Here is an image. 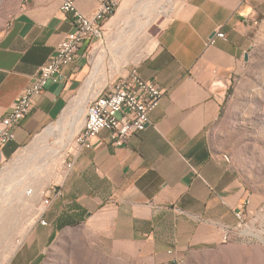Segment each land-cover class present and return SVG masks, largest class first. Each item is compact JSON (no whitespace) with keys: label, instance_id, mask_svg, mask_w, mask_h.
<instances>
[{"label":"crops","instance_id":"0c3cea01","mask_svg":"<svg viewBox=\"0 0 264 264\" xmlns=\"http://www.w3.org/2000/svg\"><path fill=\"white\" fill-rule=\"evenodd\" d=\"M75 1L88 16L98 5L97 0ZM121 2L103 34L85 44L63 68L60 81L48 83L35 98L31 113L14 130L15 140L1 150L0 165L43 131L51 132L66 154V167L52 183L60 195L52 198L47 218L56 228L78 225L87 235L108 238L112 251L129 258L168 264L199 246L221 243L239 225L236 212L246 189L210 139L224 94L245 67L251 25L264 15V0H180L134 67L164 92L147 129L123 147L111 145L104 132L85 149L73 140L88 107L120 80L111 74L104 87L99 79L90 81V50L96 46L105 56L100 48L108 46V33L131 0ZM60 6L61 0L18 3L0 34V127L40 67L74 30ZM220 31L226 39L207 46Z\"/></svg>","mask_w":264,"mask_h":264},{"label":"rangeland","instance_id":"374dc122","mask_svg":"<svg viewBox=\"0 0 264 264\" xmlns=\"http://www.w3.org/2000/svg\"><path fill=\"white\" fill-rule=\"evenodd\" d=\"M179 1L131 0L119 24L108 33V46L100 48L105 56L96 46L91 48L90 81L99 79L104 87L111 74L121 80L131 72L152 48ZM18 3L0 0V34ZM250 37L248 60L224 94L210 139L246 189L249 205L244 222L221 243L188 252L182 264H264V15L251 25ZM60 149L56 138L43 131L0 165V264H145L112 251L108 238L87 235L78 225L56 228L47 218L54 205L50 188L66 167V154ZM47 197L51 203L46 206Z\"/></svg>","mask_w":264,"mask_h":264},{"label":"built area","instance_id":"2783aa9c","mask_svg":"<svg viewBox=\"0 0 264 264\" xmlns=\"http://www.w3.org/2000/svg\"><path fill=\"white\" fill-rule=\"evenodd\" d=\"M31 0H25V5ZM98 5L93 15L81 12L75 0H61L60 9L73 20L74 30L56 47V53L42 65L32 79L30 86L22 93L12 110L2 120L0 127V152L16 138L15 128L20 125L33 109L35 98L42 95L50 82H59L63 68L73 63L81 48L99 38L104 32L105 23L116 13L121 0H97ZM217 39H226L224 32H217L209 37L207 46L216 44ZM164 92L152 81L144 80L137 68L119 80L111 89L98 94L88 107L85 120L74 137V143L82 148L90 149L92 141L102 133H108L110 143L114 147L128 145L130 139L143 131L150 124V114L156 110L163 99ZM68 162L67 167L71 168ZM60 195L57 185L50 188L51 199ZM50 197L44 205L51 203ZM249 201H244L236 212L239 223L244 222V210ZM42 224L46 225L43 220ZM182 260H174L168 264H182Z\"/></svg>","mask_w":264,"mask_h":264},{"label":"bare ground","instance_id":"6f19581e","mask_svg":"<svg viewBox=\"0 0 264 264\" xmlns=\"http://www.w3.org/2000/svg\"><path fill=\"white\" fill-rule=\"evenodd\" d=\"M19 1L21 2V4H25V0H19ZM51 134H52L51 132L48 133V135H51ZM19 194H20V201L23 203V194L21 191Z\"/></svg>","mask_w":264,"mask_h":264},{"label":"water","instance_id":"95a60500","mask_svg":"<svg viewBox=\"0 0 264 264\" xmlns=\"http://www.w3.org/2000/svg\"><path fill=\"white\" fill-rule=\"evenodd\" d=\"M245 60H246V61L248 60V53H247L246 56H245Z\"/></svg>","mask_w":264,"mask_h":264}]
</instances>
